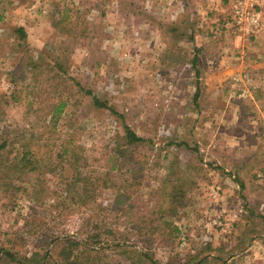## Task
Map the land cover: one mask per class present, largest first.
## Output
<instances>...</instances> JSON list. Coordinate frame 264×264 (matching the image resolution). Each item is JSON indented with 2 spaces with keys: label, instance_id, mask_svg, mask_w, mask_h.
<instances>
[{
  "label": "rangeland",
  "instance_id": "374dc122",
  "mask_svg": "<svg viewBox=\"0 0 264 264\" xmlns=\"http://www.w3.org/2000/svg\"><path fill=\"white\" fill-rule=\"evenodd\" d=\"M230 5L0 0V247L47 264H195L202 242L231 252L250 230L226 264H264V84L246 72L264 37L238 36ZM65 9L76 36L54 25ZM203 37L223 54L195 66ZM251 48L262 56L241 57ZM123 118L142 142L127 144ZM171 172L194 181L174 213L160 209ZM218 208L236 234L211 223Z\"/></svg>",
  "mask_w": 264,
  "mask_h": 264
},
{
  "label": "trees",
  "instance_id": "16d2710c",
  "mask_svg": "<svg viewBox=\"0 0 264 264\" xmlns=\"http://www.w3.org/2000/svg\"><path fill=\"white\" fill-rule=\"evenodd\" d=\"M70 9H65L64 11H62V15L58 18L55 19L54 21V25L55 27L58 28V30L65 34V35H69V36H76L75 31H73V23L71 21V14H70ZM18 32L20 33V35L22 37H25V31L23 28H19ZM74 34V35H73ZM211 55V53L209 54ZM198 51L195 53V57L193 59V63L196 66V62L198 60ZM92 98L93 104L96 107H107V103L103 100H101L98 96H96L92 91L87 90L86 91ZM30 104V103H29ZM62 104V103H61ZM63 105V104H62ZM113 111V110H112ZM115 113V111H113ZM116 114V113H115ZM123 128L125 130V134L124 137L126 139L127 144H136V143H140L142 142L144 139L139 136L127 123H125L124 118H123ZM4 145V143L2 144ZM2 145H0V148L2 147ZM22 146V153H21V160L22 161H27L29 163H34V162H38V149L37 148H33L30 147L29 145H23ZM32 169L35 168L31 167ZM185 181H189L191 184L194 183V181L192 179L189 180H185ZM185 181L179 178H176V173H172L168 176L165 177L164 181H163V196H162V201L160 202V209L163 211L169 210L171 212H175L177 210V208H179L181 205H185L184 199H185V194H186V190L185 187ZM180 184V185H179ZM188 188V187H187ZM167 212V211H166ZM172 213V215H173ZM176 229V228H175ZM253 238V233L252 231H246V233H243L240 238L239 241L241 244H245L247 242H249L251 239ZM65 241V240H64ZM71 243H77V241H69ZM66 244H68V241L65 242ZM213 242L212 241H205L204 243V250H200L199 253L197 254V258L198 260L196 261L195 264H210V260H212V258L216 259L217 261L214 262H220L221 264H226V260L225 257H227L228 255L231 254V252H226V250L224 248H220L219 250H217L214 254V256L211 258L212 253L214 252L212 250V246ZM90 252H95V249H90ZM70 253H72V251H70ZM211 253V254H210ZM73 254V253H72ZM1 255L2 257L4 256L5 259H10V260H15V264H47L45 262L46 257L45 256H41L40 253L35 252L33 253L31 256L29 257H22L21 259H16L12 253H10V251L4 249L3 247H0V262L1 260ZM141 256L144 257L145 255L143 253H141ZM69 258V255H68ZM193 260H191V257L189 258L188 263H192Z\"/></svg>",
  "mask_w": 264,
  "mask_h": 264
},
{
  "label": "built area",
  "instance_id": "2783aa9c",
  "mask_svg": "<svg viewBox=\"0 0 264 264\" xmlns=\"http://www.w3.org/2000/svg\"><path fill=\"white\" fill-rule=\"evenodd\" d=\"M259 3L260 0H231V18L241 38L250 39L264 33V17ZM222 211L223 214L220 208L213 211L214 215L210 221L223 234L231 232L233 225L223 218L225 209Z\"/></svg>",
  "mask_w": 264,
  "mask_h": 264
},
{
  "label": "crops",
  "instance_id": "0c3cea01",
  "mask_svg": "<svg viewBox=\"0 0 264 264\" xmlns=\"http://www.w3.org/2000/svg\"><path fill=\"white\" fill-rule=\"evenodd\" d=\"M219 6H220V3H219ZM211 10H213V9H211ZM214 10L215 11H219L218 10V8H215L214 7ZM212 14H214V13H212ZM212 17H214L213 15H209L207 18H212ZM217 22V21H216ZM220 22H223V21H220ZM261 37H264V35H262V34H260V35H258V36H256V37H252L251 39H259V38H261ZM250 39V40H251ZM249 40V41H250ZM215 43V40H209V38H206V37H203V39H202V49L201 48H198L197 50H196V52L198 51V53H200V52H203L204 54H206V56H208L209 58H211V57H220V56H222V50H220V48L219 49H215V46H212L213 44ZM251 51L250 52H248V53H246L247 51H245L244 49L243 50H241V51H239L240 52V55H241V57H243V56H250V57H254V56H257V57H261L262 56V52H260V51H258V50H256V49H250ZM195 52V53H196ZM211 53V55H209ZM253 62V61H252ZM248 66H250V71L248 72V71H246L247 73H248V75L247 76H249L248 77V79H247V81L251 84V85H256V86H259V85H257V84H255V83H261V84H264V77H258L257 75H262L263 73H264V65H262L261 67H260V69L259 70H257L256 71V74H255V68H257V65H255V64H251V65H248ZM242 74V73H241ZM256 75V76H255ZM239 80H241V78H239V77H237ZM237 78H234L233 80H238ZM259 81V82H258ZM238 82V81H237ZM264 87V86H263ZM263 90H264V88H263ZM251 95V94H250ZM252 98H253V100H255V94H254V96H252ZM255 102V101H254ZM235 221V220H234ZM233 230H232V233L233 234H236L237 233V230H236V228H235V222H234V224H233ZM203 233V232H202ZM201 233V234H202ZM200 234V235H201ZM221 235H222V233H221ZM202 236V235H201ZM218 238V239H217ZM215 237V240H213V245H212V248H213V253H212V255H214V254H216L215 252L217 251V250H219L220 248H224L225 250H226V246H224V245H222L223 244V241L219 238V237ZM250 241L249 242H247V243H245V244H243V245H241V243H240V241L238 240L231 248H232V250H231V254L230 255H228L224 260H228L227 262H229V261H231V262H234L235 260H236V255H235V253H239V252H242V251H244L245 249H248L249 247H251L250 245ZM201 245H203L204 246V242H202V244ZM249 245V246H248ZM236 249H240V250H238V251H235ZM200 250H201V248H200ZM203 250H204V248H203ZM211 254V253H210Z\"/></svg>",
  "mask_w": 264,
  "mask_h": 264
}]
</instances>
